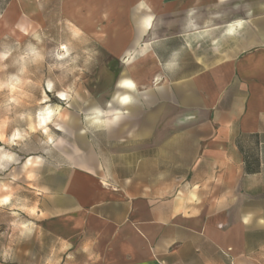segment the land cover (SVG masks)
I'll return each instance as SVG.
<instances>
[{"label":"crops","instance_id":"obj_1","mask_svg":"<svg viewBox=\"0 0 264 264\" xmlns=\"http://www.w3.org/2000/svg\"><path fill=\"white\" fill-rule=\"evenodd\" d=\"M46 1L0 0V16L44 15ZM119 1L102 15H122L123 34L94 42L129 50L91 113L125 114L75 125L80 148L41 187L57 264H264V0H123L117 13ZM127 79L134 91L117 86Z\"/></svg>","mask_w":264,"mask_h":264},{"label":"rangeland","instance_id":"obj_2","mask_svg":"<svg viewBox=\"0 0 264 264\" xmlns=\"http://www.w3.org/2000/svg\"><path fill=\"white\" fill-rule=\"evenodd\" d=\"M59 2L47 0L44 15L0 16V136L4 137L0 140V198L10 197L7 204H0V264H57L59 241L40 227L37 218L41 187L57 186L58 169L80 148L75 125L94 129L95 112L91 111L112 99V80L122 74V57L129 50L103 48L94 42L98 37L107 42L121 32L122 15L114 16V25H108V17L102 15L106 0L95 1L92 14L75 9V0H67L62 10ZM127 2L120 0L116 12L121 13ZM91 22L101 31L83 30ZM134 35V28L126 31L128 38ZM57 93L66 99H59ZM45 110L53 113L43 126L47 133L40 126ZM17 131L23 138L6 143ZM5 153L13 159L3 160ZM37 157L39 165L24 168L29 158ZM22 224L30 227L21 228Z\"/></svg>","mask_w":264,"mask_h":264},{"label":"clouds","instance_id":"obj_3","mask_svg":"<svg viewBox=\"0 0 264 264\" xmlns=\"http://www.w3.org/2000/svg\"><path fill=\"white\" fill-rule=\"evenodd\" d=\"M139 7L140 8H145L146 5L141 3L139 5ZM152 19H153V17H151V16H148V17H146L144 19L143 24H144L145 29H148V28L151 27ZM242 24H243V21H238V22H236L235 27H240ZM232 27H233L232 25L229 26L228 34H231ZM215 43H216V41H213V44H215ZM64 55H67V52H65ZM156 79L159 80V77H156ZM117 86L134 91L135 88H136V83L133 80H131V79H127V80H123V81L118 82ZM51 87H52V85L49 84L48 85L49 90L51 89ZM57 96L61 100L66 99V97H65V95L63 93H57ZM113 99H115L121 105L129 104L132 101V97L130 95H127V94H125V95H117ZM110 106L111 105H109V107ZM52 114H53L52 112L45 110L44 115L41 117L40 126L43 128L44 133H47L49 131L46 127H43V126L49 120V118L52 116ZM124 114L125 113H121L120 111H115V112H110V113H101L99 110H96L95 115L91 117V120H92V123L97 124V125H103V124H106V123H115ZM102 115L103 116L110 115L112 117V120L111 121H106V120L99 119V117L102 116ZM33 131H35V129H33ZM22 138H23L22 134L19 131H17V132H14L12 134L11 138L6 140L5 142L6 143H15V141H17L19 139H22ZM0 140H4V137L0 136ZM49 142H51V137H49ZM12 159H13V157L11 155L7 154V153H5L3 155V160H5V161H11ZM40 163H41V160H40L39 157H37L35 159V161H33L32 158H29L25 162L24 168H28L29 166L35 167V166L39 165ZM28 178L32 179L33 177L30 174ZM13 179H15V177H13ZM9 200H10L9 196H4V197L0 198V204H7L9 202ZM242 219H243L244 223H248V221H249V217H243ZM29 227H30V224H22L21 225V228L27 229ZM68 246L69 245H67V247Z\"/></svg>","mask_w":264,"mask_h":264},{"label":"bare ground","instance_id":"obj_4","mask_svg":"<svg viewBox=\"0 0 264 264\" xmlns=\"http://www.w3.org/2000/svg\"><path fill=\"white\" fill-rule=\"evenodd\" d=\"M63 48H65V46H63ZM56 126H57L58 129L62 128V126L59 123H56Z\"/></svg>","mask_w":264,"mask_h":264}]
</instances>
